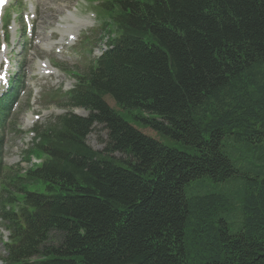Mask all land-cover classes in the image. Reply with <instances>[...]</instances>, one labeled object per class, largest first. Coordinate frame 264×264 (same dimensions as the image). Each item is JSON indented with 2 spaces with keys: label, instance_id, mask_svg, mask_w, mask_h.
<instances>
[{
  "label": "trees",
  "instance_id": "1",
  "mask_svg": "<svg viewBox=\"0 0 264 264\" xmlns=\"http://www.w3.org/2000/svg\"><path fill=\"white\" fill-rule=\"evenodd\" d=\"M153 1L118 0L125 44L90 78L115 109L78 99L71 151L20 184L54 199L13 264H264V0Z\"/></svg>",
  "mask_w": 264,
  "mask_h": 264
},
{
  "label": "rangeland",
  "instance_id": "2",
  "mask_svg": "<svg viewBox=\"0 0 264 264\" xmlns=\"http://www.w3.org/2000/svg\"><path fill=\"white\" fill-rule=\"evenodd\" d=\"M77 0H53L49 4H45L40 6V15H39V20H38V26L41 27V32L43 34H46L48 32H52L53 29L55 28L56 24L58 23H64V24H69L74 22L73 19H65V13L66 11L71 12L72 18L80 20L82 18H86L90 13H93V11H83L82 7L80 6L79 2H76ZM78 5L77 12H73V7H76ZM47 10V11H46ZM79 12H82L81 14H78ZM83 20V19H82ZM19 56H17L18 58ZM35 57L39 58H44V54L40 52L39 50H36L35 52H32L31 58L34 59ZM58 58V56H57ZM63 85L64 89L67 90L70 88V84L66 83L63 80V76L59 75L58 78H53L51 85ZM48 88H40V94L38 95L36 99V105L27 110L25 107L23 108L22 113L18 117V126L19 129H25L26 125V118L29 115H41V120L37 122L38 124L42 123L48 116L49 114L55 112V108L53 106L49 107V110H46L44 108V100L42 98V94L47 91ZM96 130L87 136L86 138V143L91 147L93 150H98L101 151L104 148V141L106 139V133L100 126L95 125L94 129ZM29 127H26V130H28ZM144 133H147L148 135H151L155 137V134L152 133L151 131L144 130ZM27 136V135H26ZM24 138V143H28L30 141L29 137L26 139ZM14 147V146H13ZM23 147L22 144L20 146L15 147L13 150L14 155L8 157L6 159V162L9 164H15L19 158L17 157L16 153L20 150V148ZM17 149V150H16ZM116 157L118 155H115ZM0 252L1 255H3V252L1 251L0 247Z\"/></svg>",
  "mask_w": 264,
  "mask_h": 264
},
{
  "label": "snow or ice",
  "instance_id": "3",
  "mask_svg": "<svg viewBox=\"0 0 264 264\" xmlns=\"http://www.w3.org/2000/svg\"><path fill=\"white\" fill-rule=\"evenodd\" d=\"M0 84H2L4 86V88L6 89L7 87V81L6 78L3 76H0ZM0 95H2V93H0Z\"/></svg>",
  "mask_w": 264,
  "mask_h": 264
}]
</instances>
